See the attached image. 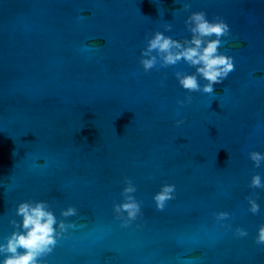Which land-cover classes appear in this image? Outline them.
<instances>
[{"label": "water", "instance_id": "1", "mask_svg": "<svg viewBox=\"0 0 264 264\" xmlns=\"http://www.w3.org/2000/svg\"><path fill=\"white\" fill-rule=\"evenodd\" d=\"M196 11L230 29L219 51L235 71L212 94L178 84L195 71L183 60L139 63L155 31L189 39ZM250 151L264 153V0H0V243L20 202L46 201L74 227L41 264H264V189L249 188L264 161ZM125 177L141 202L127 227L112 207ZM165 183L175 198L158 211Z\"/></svg>", "mask_w": 264, "mask_h": 264}, {"label": "clouds", "instance_id": "2", "mask_svg": "<svg viewBox=\"0 0 264 264\" xmlns=\"http://www.w3.org/2000/svg\"><path fill=\"white\" fill-rule=\"evenodd\" d=\"M189 7V3L183 4L184 11ZM184 24L191 34L189 39L178 41L160 31H155L150 37H146V45L141 50L139 63L147 73L157 65L168 67L183 60L195 71L192 74L175 72L178 84L188 93L212 94L214 85L221 84L231 72L235 71L233 58L219 51L222 47L221 38L229 36V26L219 16L209 21L204 11L191 12L184 20ZM171 28V24H164L165 32L171 31ZM198 77L206 83L201 85ZM191 99V96L185 97L187 102H191ZM185 101L178 100L177 104L183 106ZM182 123H184L182 119L175 121L177 126ZM248 158L253 162L254 167H260L261 162L264 161V153L250 151ZM123 183L122 202L114 203L112 207L115 218L121 221V226L127 227L141 214V202L132 195L136 187L131 178L125 177ZM249 188L264 189L259 174L251 176ZM175 191V185L163 184L152 197L156 210L163 211L167 202L175 198ZM245 199L249 205L248 211L256 214L259 211V204L256 202L258 195L253 193ZM15 215L20 217V220L9 221L13 231L4 238L3 243H0V256L3 257L0 264H41V258L52 252L65 231L74 227L71 223L66 224L63 219L58 220L46 201L20 202L15 208ZM76 215L77 209L73 206H68L60 212L63 218ZM214 217L217 221H223L229 217V213L217 212L214 213ZM235 234L244 237L247 232L237 227ZM255 243L264 245V224L258 227Z\"/></svg>", "mask_w": 264, "mask_h": 264}]
</instances>
